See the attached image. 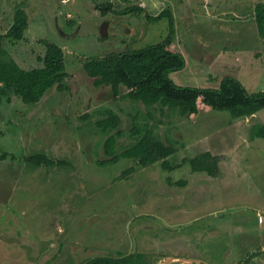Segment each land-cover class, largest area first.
<instances>
[{
    "label": "rangeland",
    "instance_id": "1",
    "mask_svg": "<svg viewBox=\"0 0 264 264\" xmlns=\"http://www.w3.org/2000/svg\"><path fill=\"white\" fill-rule=\"evenodd\" d=\"M175 1L185 5L174 17V47L188 65L174 82L216 89L233 78L250 94L264 92V39L245 12L248 2L264 0ZM107 2L118 11L127 7L122 0H0L6 51L0 63L40 68L45 43H51L64 50L69 75L66 92L50 89L39 103L25 104L0 89V264H85L138 253L143 258L134 264H264V139L254 126L242 135L240 150L227 127L234 118L228 111L182 116L177 108L115 101L110 89L95 87L85 60L161 43L170 28L167 19L149 22L145 14L94 11ZM20 7L29 29L15 42L5 34ZM206 8L214 10L213 20ZM109 111L120 125L103 132L97 123ZM133 128L142 135L152 131L175 154L165 165L108 161L105 141L120 131V155L136 140ZM207 148L222 157L220 172H198L193 180L190 161ZM4 153L8 158L1 160ZM35 155L56 165L26 162ZM225 161L229 165L220 168ZM171 256L180 260L169 263Z\"/></svg>",
    "mask_w": 264,
    "mask_h": 264
},
{
    "label": "trees",
    "instance_id": "2",
    "mask_svg": "<svg viewBox=\"0 0 264 264\" xmlns=\"http://www.w3.org/2000/svg\"><path fill=\"white\" fill-rule=\"evenodd\" d=\"M128 2V0H122ZM243 4H245L243 2ZM247 4V3H246ZM245 6V5H243ZM246 15L253 17L261 39H264V3L253 4L248 2L245 8ZM101 16L109 14H145L149 22L169 21V33L161 43L147 46L140 50L126 51L112 54L103 58L85 60L83 68L97 88L110 89L115 101L129 99L141 103L146 108L155 109L177 108L182 116L195 117L202 110L228 111L234 119L251 116L264 110V92L250 94L236 79L226 78L220 86L212 88L183 87L174 82L171 75L183 71L187 62L184 55L174 47V17L170 10H163L158 16H152L144 8L129 6L123 10H116L112 2L99 3L95 10ZM29 29V16L23 8H18L14 15V22L5 34L7 39L20 42L25 39ZM3 38L0 34V54L6 53L3 49ZM46 52L38 60L40 68L26 70L16 62L0 63V89H5L21 99L25 104L39 103L50 89L56 88L59 92L68 89L64 50L58 45L45 43ZM122 88L124 92L122 93ZM1 106V98H0ZM107 117L97 123L103 132L117 130L120 117L107 112ZM260 138L264 139V125L256 126ZM135 142L127 147L120 155L116 154L118 139L121 132L110 136L104 143V153L110 157V162H118L120 157L139 159L142 166L157 164L175 154V148L155 137L152 131L144 135L140 130L133 128ZM140 136V139L137 137ZM4 153L1 160H6ZM219 161L222 157L204 153L191 160L192 172H207L212 177L219 174ZM26 162L36 167L54 166L56 161L46 155H35L26 159ZM106 162V161H105ZM59 165L62 162H57ZM253 256H250L249 260ZM129 260L101 258L91 260L85 264H131Z\"/></svg>",
    "mask_w": 264,
    "mask_h": 264
},
{
    "label": "crops",
    "instance_id": "3",
    "mask_svg": "<svg viewBox=\"0 0 264 264\" xmlns=\"http://www.w3.org/2000/svg\"><path fill=\"white\" fill-rule=\"evenodd\" d=\"M189 1V0H188ZM208 3H210L209 1H207ZM122 3H124L127 7H129V6H139V7H142V8H144L146 11H148V13H150L152 16H158L165 8H167L168 10H170L171 12H172V14H173V17H176V15H178V13H177V11H178V9L180 8V7H184V1H179L178 3H177V1H175V0H128V2H125V1H122ZM142 3V4H141ZM186 3H187V1H186ZM126 7V8H127ZM177 7H179V8H177ZM125 9V8H124ZM172 9V10H171ZM123 10V9H122ZM213 10V9H212ZM211 9H210V11L209 10H207V8H206V14L207 15H209L210 17H211V19L210 20H213V14H214V10L212 11ZM255 23V22H254ZM110 26H111V22H109V24H108V26H107V29H106V31L108 32V35H109V29H110ZM131 34V33H130ZM108 35H107V37L106 38H108ZM180 38V37H179ZM175 40L176 39H174V42H175ZM178 47V46H177ZM180 47H182V46H180ZM201 63V62H200ZM187 65H188V63H187ZM175 75V73L174 74H172L171 75V77H173ZM178 76V74L176 75V77ZM124 92V88H122V93ZM140 105H142L141 103H139ZM143 106V108H145L146 109V107L144 106V105H142ZM260 113V112H259ZM259 113H256V114H253V115H251V116H244V117H241V118H237V119H229L230 120V122H228V128H230L231 130H233V133H235V135L239 138V142H236V143H238L237 144V146L239 147V149L240 150H242V146H241V144H243L244 142H245V140L243 141V142H240V139H242L243 137H242V135H244V133L246 132V131H249V133H251L252 132V128L254 127V126H262V125H264V120H263V118H264V115H259ZM255 120H257L259 123L258 124H256V125H252V124H254V121ZM213 149V148H212ZM206 153H212L211 151H210V149L209 148H207L206 150ZM205 153V152H204ZM218 153H223V154H227V155H229L228 154V151H226V152H218ZM225 164L228 166L229 165V163H228V161H225L223 164L221 163L220 164V168L222 167L223 168V166H225ZM234 167V166H233ZM192 173V175H191V178L193 179V180H195V179H197L198 177H200L199 175H196L195 173H193V172H191ZM216 180V179H215ZM217 180H219V182H221V181H223V179H222V177H220V178H218ZM191 180L190 181H188V189L189 188H192V186H193V182H192V184H191ZM201 182V181H200ZM199 184H201L200 186H201V188L204 186V183H199ZM199 186V185H198ZM198 186H196V187H194V188H197ZM185 194H187L188 195V193H185ZM188 210H191V209H188ZM162 255H166V253H164V254H162ZM167 256H170V255H167ZM167 260H169V263L170 262H177L178 260H180L179 258H172V256H171V258H168ZM160 262L159 263H161V264H163V261L162 260H159ZM195 261V260H194ZM194 261H192V262H194ZM167 262V261H166ZM197 263H195V264H198L199 262L198 261H196ZM204 262V261H203ZM165 263V262H164ZM203 264V263H202ZM205 264V263H204ZM206 264H210V262H208V263H206Z\"/></svg>",
    "mask_w": 264,
    "mask_h": 264
},
{
    "label": "flooded vegetation",
    "instance_id": "4",
    "mask_svg": "<svg viewBox=\"0 0 264 264\" xmlns=\"http://www.w3.org/2000/svg\"><path fill=\"white\" fill-rule=\"evenodd\" d=\"M138 254L139 255H137V256H130V257H133V260H132L133 262L131 264H134L136 260H141V258H143V256L140 255L141 253H138ZM130 257H125V256L120 257V256H118L117 258L110 257V259H119V260H123L124 261V260H129ZM101 258H108V257H101ZM101 258H99V259H101Z\"/></svg>",
    "mask_w": 264,
    "mask_h": 264
},
{
    "label": "water",
    "instance_id": "5",
    "mask_svg": "<svg viewBox=\"0 0 264 264\" xmlns=\"http://www.w3.org/2000/svg\"><path fill=\"white\" fill-rule=\"evenodd\" d=\"M106 38V37H105Z\"/></svg>",
    "mask_w": 264,
    "mask_h": 264
}]
</instances>
